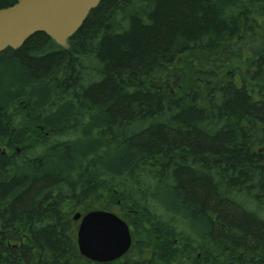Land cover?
Returning <instances> with one entry per match:
<instances>
[{
  "label": "trees",
  "instance_id": "trees-1",
  "mask_svg": "<svg viewBox=\"0 0 264 264\" xmlns=\"http://www.w3.org/2000/svg\"><path fill=\"white\" fill-rule=\"evenodd\" d=\"M94 207L121 259L79 254ZM0 264H264V0H102L1 51Z\"/></svg>",
  "mask_w": 264,
  "mask_h": 264
},
{
  "label": "water",
  "instance_id": "water-1",
  "mask_svg": "<svg viewBox=\"0 0 264 264\" xmlns=\"http://www.w3.org/2000/svg\"><path fill=\"white\" fill-rule=\"evenodd\" d=\"M102 0H16L0 8V52L18 48L35 32H44L58 45L67 47V39L84 22L91 9ZM79 220L76 243L79 253L94 262H111L130 248L132 235L126 221L116 213L95 209L76 212Z\"/></svg>",
  "mask_w": 264,
  "mask_h": 264
},
{
  "label": "rangeland",
  "instance_id": "rangeland-1",
  "mask_svg": "<svg viewBox=\"0 0 264 264\" xmlns=\"http://www.w3.org/2000/svg\"><path fill=\"white\" fill-rule=\"evenodd\" d=\"M241 68V64L237 63V62H232L230 63V65L228 66V71H230L231 73L234 72L235 69H237L239 71V69ZM227 70V68L225 69ZM238 82V81H237ZM42 132H47V129L42 130ZM6 153H11V150L6 149V148H2ZM94 208H100V207H94ZM81 211V210H79Z\"/></svg>",
  "mask_w": 264,
  "mask_h": 264
}]
</instances>
